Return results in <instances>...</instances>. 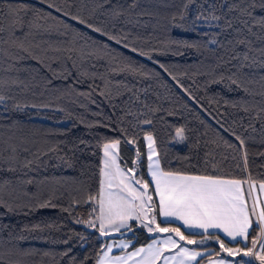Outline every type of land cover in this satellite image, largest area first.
Instances as JSON below:
<instances>
[{"label": "snow or ice", "instance_id": "snow-or-ice-1", "mask_svg": "<svg viewBox=\"0 0 264 264\" xmlns=\"http://www.w3.org/2000/svg\"><path fill=\"white\" fill-rule=\"evenodd\" d=\"M91 2L93 6L89 8L84 0H80V6L75 5V0H38L39 4H46L47 8L52 10L47 12L25 3L8 5L6 11L4 7H0V71H18L15 65L22 61L34 60L50 71L53 79L70 81L65 84L60 98L66 97L69 103L76 104L86 111L87 105L84 101L96 104V96L116 108L117 104L113 101L130 94L121 109L123 115L119 118L117 129H111L110 120L108 123L86 122L83 116L79 117V122L88 128L108 127L110 130H119L125 137L124 142L136 149L133 167H122L119 163L121 140L105 138V142L99 145L102 148V166L98 190L94 193L85 190L82 200L73 199L72 206L62 208V211L71 215L73 206L81 202L92 205L88 218H76L74 223L93 230L99 234V238H103L95 257L96 264H249V261L245 260H227L222 253H226L227 257L252 258L259 264H264V203L260 202L258 196L253 195L257 188L255 179L251 175L234 177L187 172L163 166L157 141L152 131L145 128L154 124V117L161 108L142 98L147 96L148 89H135L126 83L128 77L150 79L151 76L131 57L112 49L109 42L143 56L154 64L159 62L153 59L152 53L167 52L156 48L146 52L134 43H128L131 34L123 28L117 29L115 23L126 15V10L117 5L106 8L111 4V0ZM74 6L75 12L72 11ZM136 6L137 0H132L128 8L135 9ZM98 12L106 15L108 20L98 21ZM62 17L75 21L77 25L104 39H95L68 24ZM122 23L132 24L133 21L129 16ZM135 23H139V20ZM169 23L172 28L197 35L200 34V28L213 30L204 32L203 36L209 37L204 51L212 53L215 63L209 65L206 71L193 75L209 78L205 81V89L216 84L228 92L243 93L236 101L224 100L222 104L216 101L219 107L216 108L215 116L203 108L192 91L169 72L164 64H159V67L170 76L189 100L212 116L225 132H230L235 137L239 148L245 150L244 166L247 169L246 140L242 135L225 127L223 118L227 113L220 111V108L231 107L245 113L250 121L248 127L252 130H255L253 121L260 122L264 127V75L256 79L251 72L245 71L264 69V0H181ZM52 35L68 38L62 41L47 39ZM207 45L215 47L208 48ZM165 47L172 51L173 55L179 56L184 55L182 49L199 50L201 45L170 37L165 42ZM5 60L12 61L7 68L3 67ZM52 64H57L58 68L53 69ZM120 76L125 77V80L115 79ZM48 83L50 84L51 80ZM22 84L23 81L18 76L0 77V105L7 106V101L13 99L9 93L14 87H20ZM257 84L258 89L253 87ZM77 85H86L87 91L80 90ZM257 96L260 97L259 100L256 99ZM136 105L140 107H135ZM26 106L49 108L51 104H14L17 110ZM184 107L187 108L188 105L185 104ZM54 110L66 111L63 107ZM175 114V110L168 112V115ZM69 117L71 118L70 113ZM128 117L132 119L128 120ZM125 121L132 129L144 133L148 180L144 179L142 174L138 175L141 152L136 147L135 136L128 137V129L123 126ZM233 124L236 122L233 121ZM240 126L243 127L242 120ZM185 133L183 126L175 128L172 142L187 143L188 137ZM4 143L7 147L0 148V171L20 173L27 177L28 172L34 170V166L39 167V153H34L32 159H21L15 145L7 141ZM224 144L229 148H237L236 144L228 141H224ZM195 146H199V141ZM58 151V146L50 147L43 155ZM59 159L67 163L65 157ZM17 184L32 185L33 180L29 178L15 182L0 181V208L8 213L23 208L32 209V205L20 201L21 195L30 194L25 187L17 188ZM259 192L264 193V181L259 182ZM52 199L50 196L38 202L35 207H57ZM158 217L162 220H158ZM173 222H179L188 234L181 231L180 226H173ZM136 229L145 230L151 238L150 242L135 247L131 238L115 239L116 236L124 237L128 233L135 236ZM25 230L42 231L43 228L34 225L31 229L26 226ZM220 233H223L233 246L226 244ZM79 235L81 240H86L83 234ZM18 239L23 240V237ZM209 241L217 243L219 251H209L202 247ZM188 245H197V248H189ZM114 250H118V254H114ZM20 254L14 245L6 248L5 251H0V264H21L19 259H14ZM5 256L7 260L4 259Z\"/></svg>", "mask_w": 264, "mask_h": 264}, {"label": "trees", "instance_id": "trees-1", "mask_svg": "<svg viewBox=\"0 0 264 264\" xmlns=\"http://www.w3.org/2000/svg\"><path fill=\"white\" fill-rule=\"evenodd\" d=\"M181 0H137L135 9H129L128 5L132 0H111V4L106 8L110 9L113 5L122 6L126 10V15L116 21L117 29L123 28L129 32L128 43H134L136 47L148 52L156 48L167 54L152 53L153 59L159 63L154 64L151 60L119 45L111 43V48L117 53H123L131 57L133 61L142 65L144 71L151 76L150 79L128 77L126 83L135 89H148L146 98L153 106H159L161 111L154 117L152 126H145L151 130L161 154L163 166L173 169H181L187 172H199L209 174H221L234 177H245L251 175L256 184L264 181V127L260 122L254 123L255 130L248 127L250 121L245 113L238 109L220 108L226 112L223 118L225 127L242 135L246 140L247 150V169L244 166V149L239 148V142L230 132H225L220 124L201 110L176 86L170 76L164 72L159 64H164L169 72L177 76L178 79L188 87L194 96L200 101L203 108L216 115V108L224 100L236 101L243 96L241 92H228L221 85L213 84L204 87L205 81L209 79L205 76H194L198 72H204L208 66L214 64L212 53L204 51V45L209 39L203 36L204 32H211L206 28L199 29V35L191 32H183L178 28L170 26L171 15L178 10ZM25 3L41 8L44 11H52L46 4H39L38 0H0V7L7 10L8 5ZM90 8L91 0H84ZM75 5L80 6V0H75ZM76 7L72 8L75 12ZM104 10H101L103 12ZM143 15H139V14ZM59 15L58 13H53ZM31 12H29V16ZM132 19V24L122 23L126 19ZM98 21H106L108 17L97 13ZM68 24L97 40L104 39L83 26L77 25L75 21L62 17ZM191 19V13L189 16ZM139 20V23L135 21ZM71 33H69V36ZM187 40L201 45L200 49H182L184 55H173L172 51L165 47V42L169 38ZM68 37L52 35L47 37L52 41L66 40ZM83 43V41H81ZM214 48L213 45H207ZM12 61L5 60L3 67ZM18 71H0V77H19L23 84L14 87L9 93L13 99L7 101V106L0 105V148L7 147V141L17 147L21 159H32L34 153L40 154L39 167L34 166V170L28 172L27 177L20 173L0 171V181H17L32 179V185L17 184V188L25 187L30 196H20V201L32 205V209L23 208L13 213H8L0 208V251H5L13 245L21 253L14 259H19L21 264H96L95 257L103 238L99 234L81 224L74 223L76 218H88V213L92 205L81 202L73 206L72 214L62 211V208L72 206L73 199H83L85 190L92 193L99 188L100 166H101V145L106 139H120L119 163L122 167H133L136 149L133 145L125 143V137L119 130H110L108 127L88 128L79 122V117L83 116L86 122L98 121L108 123L111 121V129H117L120 123V116L123 115L121 109L124 101L128 98L126 94L118 101L116 108L111 107L99 96H96V104H88L87 111L78 107L76 104L69 103L65 97L61 99L62 90L66 83L53 79L52 73L45 67L39 65L34 60L22 61L15 65ZM52 68H58L57 64H52ZM103 70L102 68L100 69ZM223 70V69H221ZM251 72L256 79L264 75V69H246ZM187 75H184V74ZM116 80H125V77H116ZM51 80L49 84L48 81ZM195 80V83H193ZM80 90L87 91L86 85H77ZM259 88V85H253ZM123 91V89H121ZM157 95L159 99H157ZM251 99L250 97H245ZM260 99L259 96L256 97ZM210 100L212 103L210 104ZM15 103L22 105H40L50 103L51 107H31L26 106L20 110L14 108ZM188 107L185 108L184 105ZM57 107H63L66 111H56ZM135 107H140L136 105ZM176 111L175 115H168L170 111ZM71 114V118L69 117ZM131 120V117L127 118ZM242 120L243 127L240 126ZM233 121L236 124H233ZM125 128L128 129V137L135 136L141 152V164L138 175L147 177L146 146L143 139L144 133L134 130L125 121ZM183 126L186 129L188 142L185 144L173 143L175 128ZM199 141V146L196 143ZM224 141L236 144L237 148L225 146ZM58 146V152H49L43 155L50 147ZM26 149V151H25ZM7 155V153H5ZM65 157V161L59 159ZM187 158V159H185ZM70 165V166H69ZM215 168V172L213 169ZM54 194V195H53ZM50 196L52 202L57 207L37 208L35 205ZM7 198V197H6ZM27 213V214H25ZM34 225H40L43 230L26 231ZM53 225L55 227H48ZM175 226V225H173ZM255 228V226H253ZM58 229V230H57ZM79 234H83L86 240H81ZM186 235L188 233H185ZM23 237V240L18 239ZM133 239L134 246L139 247L150 242V237L142 229H136ZM199 239V237H193ZM252 239L250 230L249 240ZM64 241H67L65 243ZM230 247L233 246L225 241ZM243 247V245H240ZM197 248V245H191ZM204 249L219 251V245L214 241H209L202 246ZM131 250V248L129 249ZM67 252V255L64 253ZM227 257L226 253L221 254ZM87 258V259H85ZM229 260H245L249 264H255L254 259L242 256L227 257ZM7 260V256L4 257Z\"/></svg>", "mask_w": 264, "mask_h": 264}, {"label": "crops", "instance_id": "crops-1", "mask_svg": "<svg viewBox=\"0 0 264 264\" xmlns=\"http://www.w3.org/2000/svg\"><path fill=\"white\" fill-rule=\"evenodd\" d=\"M145 146H146V141H145ZM146 152H147V149H146ZM147 177L149 179V176H148V172H147ZM257 185V188H256V191L253 193L254 196H258L259 197V200L260 202L264 203V193H260L259 192V184H256ZM245 187H247V185H245ZM159 220H162V218L158 217ZM173 225L175 226H180L181 227V231H184L185 233H188L186 229H184L180 224L179 222H173ZM255 226V224L253 225ZM220 236L222 239H224L227 243L229 244H232L228 241V239L226 237L223 236V233H220ZM189 248H193L191 247V245H188ZM130 251V250H129ZM211 251V250H209ZM114 254H118V250H114ZM216 258V257H214ZM227 260H229V258L225 257Z\"/></svg>", "mask_w": 264, "mask_h": 264}, {"label": "rangeland", "instance_id": "rangeland-1", "mask_svg": "<svg viewBox=\"0 0 264 264\" xmlns=\"http://www.w3.org/2000/svg\"><path fill=\"white\" fill-rule=\"evenodd\" d=\"M101 166H102V149H101ZM101 166H100V168H101ZM159 220V219H158ZM134 223V222H133ZM163 226V225H162ZM256 227V226H255ZM143 230V229H142ZM143 231H145V230H143ZM145 233H146V231H145ZM129 237L130 236H127V237H124V238H119V239H129Z\"/></svg>", "mask_w": 264, "mask_h": 264}, {"label": "water", "instance_id": "water-1", "mask_svg": "<svg viewBox=\"0 0 264 264\" xmlns=\"http://www.w3.org/2000/svg\"><path fill=\"white\" fill-rule=\"evenodd\" d=\"M131 235H132V233H128V234H127L126 236H124V237L131 236ZM124 237L116 236L115 239L124 238Z\"/></svg>", "mask_w": 264, "mask_h": 264}, {"label": "built area", "instance_id": "built-area-1", "mask_svg": "<svg viewBox=\"0 0 264 264\" xmlns=\"http://www.w3.org/2000/svg\"><path fill=\"white\" fill-rule=\"evenodd\" d=\"M254 263H255V264H259V262H258V261H255V260H254Z\"/></svg>", "mask_w": 264, "mask_h": 264}]
</instances>
